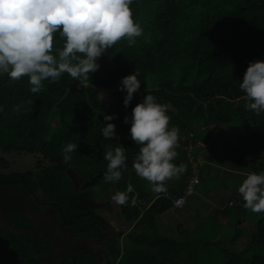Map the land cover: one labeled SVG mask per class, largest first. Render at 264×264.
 <instances>
[{
  "label": "trees",
  "instance_id": "1",
  "mask_svg": "<svg viewBox=\"0 0 264 264\" xmlns=\"http://www.w3.org/2000/svg\"><path fill=\"white\" fill-rule=\"evenodd\" d=\"M130 7L143 34L134 44L122 38L109 48L89 79L79 82L64 73L57 81L45 80L43 90L33 93L27 76L14 81L0 75V145L22 144L63 163L62 148L78 144L65 165L78 168L99 189L134 188L129 202L119 208L137 233L115 264H192L195 252L188 246L197 241L176 242L157 233L156 218L172 203L162 196L153 201L151 185L136 174L132 163L139 145L129 138L130 124L123 118L131 116L144 94L168 106L169 126L180 130L174 163L186 166L180 177L187 176L184 189L191 175L189 134L218 157L231 156L234 171H264V112L249 109L239 88L248 64L264 59V0H133ZM63 45L64 38L56 34L53 54ZM134 69L142 83L125 108V93L117 86ZM101 90L120 98L110 102ZM105 113L115 114L111 122L119 139L103 137ZM200 127L204 132L197 136ZM211 127L221 131L213 133ZM117 145L125 147L127 168L119 181H106L103 156ZM258 216L247 243L234 252L223 251L225 264H264V215ZM0 264L44 263L31 244L11 237L0 247Z\"/></svg>",
  "mask_w": 264,
  "mask_h": 264
},
{
  "label": "clouds",
  "instance_id": "2",
  "mask_svg": "<svg viewBox=\"0 0 264 264\" xmlns=\"http://www.w3.org/2000/svg\"><path fill=\"white\" fill-rule=\"evenodd\" d=\"M133 0H0V75L11 80L27 76L30 91L38 93L44 81H57L67 73L73 80L89 79L95 73L99 57L122 38L129 44L143 34L139 23L133 19L130 5ZM64 38V45L53 54L54 36ZM139 72L121 78L118 89L124 92L123 105L130 101L141 87ZM239 88L249 101L247 107L259 114L264 112V59L248 64ZM168 106L158 103L152 94H144L140 102L125 116L123 123L130 124L129 138L139 151L132 166L136 174L147 180L152 191H166L165 182L179 177L186 170L174 163L179 146V128L169 126ZM115 114H104L108 121L101 127L103 137L119 139ZM78 144L69 142L62 148V162L69 164ZM107 161L106 181H119L127 168L123 145L105 151ZM244 207L254 213L264 212V171L247 174L237 189ZM134 192L132 184L118 191L112 200L118 205L129 202ZM135 203L133 198L131 201Z\"/></svg>",
  "mask_w": 264,
  "mask_h": 264
},
{
  "label": "flooded vegetation",
  "instance_id": "3",
  "mask_svg": "<svg viewBox=\"0 0 264 264\" xmlns=\"http://www.w3.org/2000/svg\"><path fill=\"white\" fill-rule=\"evenodd\" d=\"M68 171L77 175L74 181ZM112 187L99 189L78 168L25 145H0V190L17 192L26 210L0 202V247L16 237L31 244L44 264H115L137 232L113 205ZM6 225L27 236L1 229Z\"/></svg>",
  "mask_w": 264,
  "mask_h": 264
},
{
  "label": "crops",
  "instance_id": "4",
  "mask_svg": "<svg viewBox=\"0 0 264 264\" xmlns=\"http://www.w3.org/2000/svg\"><path fill=\"white\" fill-rule=\"evenodd\" d=\"M214 128L211 127L213 133L221 131L219 127ZM203 129H196V135L203 133ZM193 155L200 166V182L195 186L193 194L187 197L184 206L174 208L172 205L171 209L157 216L158 235L182 243L207 239L228 250L234 244L242 247L247 243L249 235L256 230L255 221L245 220L244 211L250 209L243 206L244 201L237 191L249 172L234 171L229 167L231 156L218 157L209 152L208 148L196 149ZM181 176L167 180L166 191H153L152 200L162 196L173 203L178 196L183 195V181L187 176L180 180ZM258 214L264 215V212ZM210 224L215 227L213 233ZM239 234L242 235L238 237Z\"/></svg>",
  "mask_w": 264,
  "mask_h": 264
},
{
  "label": "rangeland",
  "instance_id": "5",
  "mask_svg": "<svg viewBox=\"0 0 264 264\" xmlns=\"http://www.w3.org/2000/svg\"><path fill=\"white\" fill-rule=\"evenodd\" d=\"M112 91L110 90H101L100 94L103 99H106L110 102H114L115 100H119L120 96L116 95L115 99L111 96ZM214 128V127H213ZM223 128V127H221ZM216 130V128H214ZM192 162H195V165L198 167L199 164L197 163L196 158L193 159ZM187 163H191L190 161H187ZM200 169V166L198 167V170ZM202 188V183L200 185ZM111 197L117 192L115 187H112L111 190ZM112 200V198H111ZM113 205L117 208L118 204L115 203V201L112 200ZM258 213H254L251 210H247L246 215H245V220L247 222L257 221L258 220ZM210 229L213 233V230H215V227L210 224ZM252 230V228H251ZM189 249H192L195 252V255L192 259V264H225L226 259L224 258L223 251L225 249L222 248V246H218L214 243V241H210L207 239H203L201 241L193 242L191 245L188 246ZM241 248V246L238 245H232L230 247L229 252H234L235 250H238Z\"/></svg>",
  "mask_w": 264,
  "mask_h": 264
},
{
  "label": "built area",
  "instance_id": "6",
  "mask_svg": "<svg viewBox=\"0 0 264 264\" xmlns=\"http://www.w3.org/2000/svg\"><path fill=\"white\" fill-rule=\"evenodd\" d=\"M187 141V160L190 161V167H191V175L187 180L186 187L184 189V193L181 196H178L172 203L174 208H181L185 205L187 197L192 195L194 192L195 186H197L200 182L199 177V170L198 167L195 165V162H192L195 158L193 155L194 150L196 149H204L205 145L199 140L195 139L194 134H189L186 138ZM167 196V194H165Z\"/></svg>",
  "mask_w": 264,
  "mask_h": 264
},
{
  "label": "water",
  "instance_id": "7",
  "mask_svg": "<svg viewBox=\"0 0 264 264\" xmlns=\"http://www.w3.org/2000/svg\"><path fill=\"white\" fill-rule=\"evenodd\" d=\"M68 175L72 178L73 181H74L75 177H77V175L73 171H68ZM16 193L17 192H15L13 190L10 191L8 189L0 190V202L6 204L7 207H9L11 209H15V210H18V211L25 213L26 210L23 209L22 207H20L21 200H19V197H18V195H16ZM1 229H3L6 232H8L12 235H15V236H25V237L27 236L26 232L17 231L15 229H13L12 227H10L9 225L3 226ZM45 230H47V228H45ZM59 231L62 232L61 230H59ZM80 249H82L84 252H90V249L87 248L85 244H81Z\"/></svg>",
  "mask_w": 264,
  "mask_h": 264
}]
</instances>
